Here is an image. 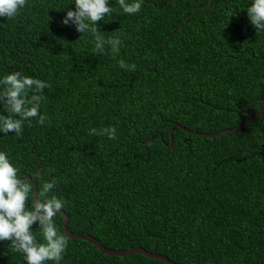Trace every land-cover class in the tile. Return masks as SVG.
Here are the masks:
<instances>
[{
	"label": "trees",
	"instance_id": "16d2710c",
	"mask_svg": "<svg viewBox=\"0 0 264 264\" xmlns=\"http://www.w3.org/2000/svg\"><path fill=\"white\" fill-rule=\"evenodd\" d=\"M73 2L26 0L14 19L0 17V76L48 83L45 122L0 133V150L21 178L33 183L36 172L38 190L54 180L48 195L65 201L69 230L106 248L142 247L178 264H264V113L232 134L189 132L233 128L260 110L264 32L249 22L250 0H144L135 14L109 0L97 24L120 37L118 53L95 51L91 34L62 24ZM108 126L115 139L89 134ZM53 220L68 240L60 264H167L109 256L68 238L62 215ZM0 264L26 262L4 240Z\"/></svg>",
	"mask_w": 264,
	"mask_h": 264
},
{
	"label": "clouds",
	"instance_id": "9594fccd",
	"mask_svg": "<svg viewBox=\"0 0 264 264\" xmlns=\"http://www.w3.org/2000/svg\"><path fill=\"white\" fill-rule=\"evenodd\" d=\"M118 2L124 13L135 14L142 10L144 0ZM71 4H74V10H67L62 24L67 26L71 22L82 35L91 34L95 51L103 52L108 46L113 53H118L120 37L105 38L97 24L112 13L113 5L109 0H74ZM25 6L26 0H0V17L14 19ZM244 9L256 33L264 32V0H250ZM119 64L121 68H135L134 64H126L124 60H120ZM45 87H48L46 81L20 71L0 76V105L3 109L0 112V133L7 135L14 130L19 136L23 122H30L34 117L40 124L45 122L46 115L40 113L43 97L39 94ZM89 134L115 139L116 128H91ZM54 186V180L45 181L33 198V183L21 178L18 166L5 151L0 150V241L9 240L12 251L23 254L26 264H45L47 261L60 264L68 247V240L58 231L53 220L65 207L62 198L48 195ZM36 223L42 232V241L34 233L32 226Z\"/></svg>",
	"mask_w": 264,
	"mask_h": 264
},
{
	"label": "water",
	"instance_id": "95a60500",
	"mask_svg": "<svg viewBox=\"0 0 264 264\" xmlns=\"http://www.w3.org/2000/svg\"><path fill=\"white\" fill-rule=\"evenodd\" d=\"M261 102V107L259 112L253 116L252 118H250L249 120L243 122L242 124H240L239 126L233 127V128H228V129H224L221 130L219 132L216 133H199V132H194V131H189L188 129H186L185 127L179 125V124H175L178 127L182 128L185 131H189L192 134H198L199 136L202 137H206V138H216V137H220L223 135H227V134H232L235 133L241 129H243L245 126L255 122L256 120H258L264 113V99L260 100ZM173 129L171 130V141H173ZM33 185H34V198L36 195H38V184H37V174L35 172V178L32 180ZM60 215H62L64 217V222H63V230L65 235L70 238V239H81V240H85V241H89L91 243H93L101 252L109 255V256H129V255H133L134 253H140L143 254L149 258L152 259H156L159 261H163L167 264H178L175 261L171 260L170 258L158 254V253H154V252H150L142 247H131L128 248L126 250H114V249H109L106 248L98 239H96L95 237L89 235V234H81V233H75L69 230L68 228V222H69V216L62 210H60V212L58 213ZM57 214V215H58Z\"/></svg>",
	"mask_w": 264,
	"mask_h": 264
}]
</instances>
